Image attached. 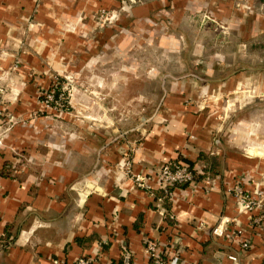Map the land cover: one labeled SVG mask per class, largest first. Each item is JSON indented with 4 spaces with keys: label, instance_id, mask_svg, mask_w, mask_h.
Returning <instances> with one entry per match:
<instances>
[{
    "label": "crops",
    "instance_id": "obj_1",
    "mask_svg": "<svg viewBox=\"0 0 264 264\" xmlns=\"http://www.w3.org/2000/svg\"><path fill=\"white\" fill-rule=\"evenodd\" d=\"M130 1L0 0V264H72L79 256L90 264H150L145 239L178 249L179 264H264V210L252 212L261 216L253 225L227 192L238 180L264 195V70L233 65L247 47L262 61L264 0ZM103 9L144 32L157 17L175 28L186 14H209V28L227 33L222 45L237 50V58L209 60L226 63L221 71L209 64V74H223L209 76V93L225 100L210 101L209 113L168 105L137 138L36 118L52 70L98 61L115 43L117 25L101 23ZM187 81L198 86L189 77L173 88L182 93ZM182 158L199 177L158 201L160 167ZM128 171L147 177L152 193ZM216 225L223 236L211 232ZM236 230L249 248L228 236Z\"/></svg>",
    "mask_w": 264,
    "mask_h": 264
},
{
    "label": "rangeland",
    "instance_id": "obj_2",
    "mask_svg": "<svg viewBox=\"0 0 264 264\" xmlns=\"http://www.w3.org/2000/svg\"><path fill=\"white\" fill-rule=\"evenodd\" d=\"M103 10L105 14L99 15L101 23L117 25L115 43L106 48L98 61L92 56L81 65L68 68L63 63L60 69L52 70L51 81L38 92L36 118L68 123L72 120L71 123L91 127L95 124L112 133L137 138L149 120L161 109L167 110L168 105L182 104L195 112L209 113L210 101L222 102L221 93L219 97L209 93V76L221 81L223 74H209V64L221 71L226 63L209 60L227 53L237 58V50L235 44L222 45L227 33L220 27L209 28V14H186L175 28L157 17L151 29L144 32L133 24L122 25L125 23L118 11ZM165 20L170 21L168 17ZM228 40H232V35ZM261 51L262 61H254L260 51L247 47L245 60L234 61L233 65L264 70V49ZM189 77L196 78L198 86L187 81L186 91L176 92L173 87ZM51 92V96L57 95L52 103L47 101Z\"/></svg>",
    "mask_w": 264,
    "mask_h": 264
},
{
    "label": "built area",
    "instance_id": "obj_3",
    "mask_svg": "<svg viewBox=\"0 0 264 264\" xmlns=\"http://www.w3.org/2000/svg\"><path fill=\"white\" fill-rule=\"evenodd\" d=\"M135 2V0H132ZM132 3L130 0L128 2L125 1L124 4H130ZM101 14H105L104 10L100 11ZM114 16V15H113ZM112 16L111 19L112 20ZM109 20V21H110ZM50 95L47 96L50 103H52V99L54 96L52 95V92L49 93ZM4 111L0 107V121L2 120V117L4 116ZM1 125V123H0ZM1 137V136H0ZM1 142V140H0ZM126 163L124 164V166ZM127 168V167H126ZM130 173L129 177L132 179V181L135 183L137 187L143 188L147 190V192L152 193V190L149 188V185L147 184V177L144 175H141L139 173H133L131 171H128ZM195 171L193 168L188 167L183 161L178 159H170L163 163V165L160 167L156 184L158 189L161 192L160 197H157L158 201H162L164 198H169L171 196V187L173 186H182L187 185L191 181L194 180ZM227 192L234 196L236 202L238 211L243 213H248L251 215V224L253 225H259L261 223V216L259 214L252 215L253 211L258 210L262 211L264 210V195L263 193L255 187L254 191L251 193L248 191H245L243 188V185L240 183V181L235 180L229 187H227ZM224 220V221H223ZM225 224L228 222L227 218L222 219ZM214 235L217 236H223L226 232L223 225H216L212 228L211 231ZM242 232L240 230H236L234 232H231L228 234L230 238L234 236L239 237V244L241 248L247 249L250 247V241L247 238H241ZM144 252L149 260L150 264H179V254L178 249H174L172 251L168 249H160L157 242L151 239H145L144 241ZM230 259L235 260L236 257L229 256ZM91 258L85 257V256H79L76 258V260L72 264H90ZM50 264H61V261L54 258L51 260Z\"/></svg>",
    "mask_w": 264,
    "mask_h": 264
},
{
    "label": "trees",
    "instance_id": "obj_4",
    "mask_svg": "<svg viewBox=\"0 0 264 264\" xmlns=\"http://www.w3.org/2000/svg\"><path fill=\"white\" fill-rule=\"evenodd\" d=\"M123 1L128 2V0H123ZM181 161H183L188 167H191L192 168V162L190 160L185 159V158H182ZM194 177L197 178L199 176L194 175Z\"/></svg>",
    "mask_w": 264,
    "mask_h": 264
}]
</instances>
